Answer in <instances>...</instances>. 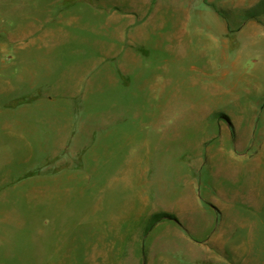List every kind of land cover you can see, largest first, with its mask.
<instances>
[{
    "label": "rangeland",
    "instance_id": "obj_1",
    "mask_svg": "<svg viewBox=\"0 0 264 264\" xmlns=\"http://www.w3.org/2000/svg\"><path fill=\"white\" fill-rule=\"evenodd\" d=\"M262 35L264 0H0V264H206L160 221L264 264Z\"/></svg>",
    "mask_w": 264,
    "mask_h": 264
},
{
    "label": "crops",
    "instance_id": "obj_2",
    "mask_svg": "<svg viewBox=\"0 0 264 264\" xmlns=\"http://www.w3.org/2000/svg\"><path fill=\"white\" fill-rule=\"evenodd\" d=\"M261 37H264V35H262ZM258 38L259 37H256V39H258ZM9 40H10V42H15V41L20 42L23 40V38L9 39ZM20 100L21 99H19V101ZM53 148H54V144L52 146V149ZM189 199L190 198H188V197H184V198L182 197L178 201V206H176V211H175L178 217L179 216L185 217L186 215H194L196 213V212H194L195 208H194L193 204L192 205L188 204L189 202H191V201H189ZM195 206H197V205H195ZM217 222H218V218H217V220H215V223H217ZM159 224H166L167 225V227L172 232V237H174V241H176L177 243H179L181 241L182 243L185 244L186 248L188 249V256L191 257L193 260L198 261V262L202 261L203 263L205 262L206 264H216V263L220 264L221 262L224 264L226 262V259L224 258V256L219 254V251H221V249L216 248L217 246L220 247L221 243H222V245H225L224 241L227 240V236H226V240H225V234H226L225 228H222V229L214 228L212 230V232L207 237V240H208L207 244H205L200 249L198 244L190 238L189 231H185L181 228L171 226L170 224H167V222H165V221L164 222L160 221L157 224V226ZM144 240H146V237L144 238ZM144 249H145V247L143 245V249L141 250V254H142L141 258L135 257L134 263L146 264L145 254L143 253ZM199 250L205 251L206 254L205 255L203 254V256H201L199 258V256L195 255V253L198 252ZM222 251H224V249H222Z\"/></svg>",
    "mask_w": 264,
    "mask_h": 264
},
{
    "label": "trees",
    "instance_id": "obj_3",
    "mask_svg": "<svg viewBox=\"0 0 264 264\" xmlns=\"http://www.w3.org/2000/svg\"><path fill=\"white\" fill-rule=\"evenodd\" d=\"M247 18H253L254 16L252 15H246ZM163 219H172L171 217H167L165 214H156L154 216H152V218H150L147 226L145 227V233L149 232L151 230V228L160 220Z\"/></svg>",
    "mask_w": 264,
    "mask_h": 264
}]
</instances>
